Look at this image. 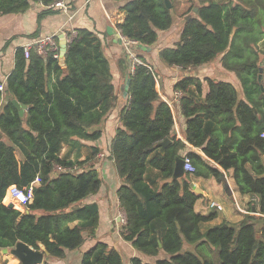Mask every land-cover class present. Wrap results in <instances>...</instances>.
<instances>
[{
    "label": "trees",
    "instance_id": "1",
    "mask_svg": "<svg viewBox=\"0 0 264 264\" xmlns=\"http://www.w3.org/2000/svg\"><path fill=\"white\" fill-rule=\"evenodd\" d=\"M34 1L46 7L40 21L53 12L49 5L60 0ZM113 1L126 13L118 24L122 35L139 47L160 46V34L174 27L173 0L171 7L166 0ZM202 1L198 11L192 6L193 13L184 17L179 40L169 37L171 45L158 48L166 66L192 68L183 70L175 84L184 92L179 104L186 118L183 138L174 133V107L161 97L159 71L152 61L140 56L143 63L128 74L129 97L120 111L123 126L112 137L110 157L124 180L118 189L126 213L122 236L139 252L155 257L146 261L129 255L131 264H264V48L257 44L264 37V0ZM29 7V0H0V14ZM75 31L65 54L66 71L52 55L33 50L26 58L24 48H18L0 108V130L8 139L0 141V249L25 242L40 250L42 243L50 253L43 264L70 263L69 255L75 256L88 230L99 224V204L86 199L101 189L102 178L94 164L84 165L100 149L92 146L85 160L63 158L60 152L63 142L100 139L102 131L91 129L103 122L117 99L101 38L89 29ZM218 58L226 77L230 72L238 77L242 92L229 80L194 72ZM53 73L58 75L50 86ZM14 98L28 105L26 117L12 103ZM168 138L171 142L161 152L159 144ZM188 145L201 153L187 150ZM186 155L196 171L174 179L176 158ZM148 161L161 171L158 190L145 181ZM57 164L78 170L57 172ZM231 170L237 190L251 195L250 206L241 221L225 219L203 231L202 224L217 213L196 211L202 195L190 186L192 175L218 179ZM37 177L41 182L34 186L27 211L13 208L20 205L5 198L9 187H29ZM125 255L99 243L83 252L80 264H125Z\"/></svg>",
    "mask_w": 264,
    "mask_h": 264
},
{
    "label": "crops",
    "instance_id": "2",
    "mask_svg": "<svg viewBox=\"0 0 264 264\" xmlns=\"http://www.w3.org/2000/svg\"><path fill=\"white\" fill-rule=\"evenodd\" d=\"M29 1L30 7L25 12L0 14V79L2 80V83H4V85L6 84L8 76L15 69V58L18 48L24 47L29 41L36 37L49 34L55 35L61 43L62 33L67 34V32H70L74 29L85 28L91 30L96 36L101 38L104 46L103 49L111 63L113 84L115 86V92L117 93L115 105L110 109L103 122L91 129V131L96 129H100L102 131V136L100 139L96 141L80 139L76 144L72 145L67 142L62 143L60 156L72 160H85L91 156L92 146H96L100 149L95 160L89 161L84 165L87 167L88 165L90 166L91 164H94L99 170L100 176L102 178L101 189L94 196H90L86 199V202H97L99 204V224L95 229L88 230L85 243L81 246V248H79V250H77L78 252L75 254V256H79V258H77L74 263L77 262V264H80L81 255L83 252L94 248L99 243H107L109 246L118 249L123 256L125 251L127 255H131V257L140 256L146 261H154L155 257H150L139 252L133 247L131 242L125 240L122 236L126 213L125 209H123L121 206L120 199L118 197V189L121 185H123L124 180L119 175L115 163L110 157L112 137L115 136L117 129L123 126L120 119V111L126 104L129 97V91L126 92L125 89L127 85L126 80L127 77H129L128 74L132 72L134 67V63H132L133 56H131L130 51L128 48H126L124 42L120 41L119 38L121 29L119 28L118 24L125 20L126 13L120 10V3L113 0H62L65 2L66 6H68L67 10L62 8H54L52 13L43 15L39 21L38 16L42 11L45 10L46 7L42 2H37L34 0ZM182 24L183 23H179L175 19L174 27L170 30L163 31L160 34V42L162 41L161 45H171L168 43L170 35H172V33L175 31H179L183 26ZM179 36L180 33H178L177 38L175 39L176 41L178 40ZM160 46H151L148 48L146 47L145 49L137 46V48L134 50V53L135 56L140 60H142L140 56H143L144 58L146 57L148 60L152 61L154 67L159 71L158 86L160 88L161 97L164 101L170 102L173 105L175 112L174 133L183 138L186 129V118L181 113L179 107L180 99H177L175 94V92L179 90L175 89V84L182 76L181 72L183 71V67L179 65L168 67L162 63L158 56V48ZM137 49L139 52H137ZM60 53L61 57L57 63H59L63 70L66 71L68 69L65 61L66 52L64 53L62 50ZM57 75V73L52 74L50 86L55 84ZM198 76L202 78L201 75ZM206 76L212 75L206 74L203 77ZM228 76L226 78L221 77L218 79L229 80L233 82L238 89H240V83L238 80H236V75L230 72ZM194 88L195 87L192 89ZM207 90L208 86L205 83L204 92ZM1 92L0 108L7 99L4 90ZM27 110L25 111L23 117H26ZM2 134L1 140L8 141L5 133L2 132ZM20 150L21 153H24L23 148H20ZM187 150H193L201 153V148L191 147L189 145ZM225 175H227V173H225L224 176ZM229 175L230 177H228V175L226 176V183L228 182L231 192L229 193L226 191L225 187L223 191L228 193L231 198V211H226V214L223 216L218 215V212L223 210H217L216 208L211 207L210 202H219L218 200L224 198V195L220 194L217 188V191H215L213 188L214 185L207 183L208 180L205 179V177H198L197 179L193 180V182H195V184L200 186L203 190L201 194L202 197L196 201V211L204 215L213 212L217 213V216L213 220L202 224L203 231L208 228L209 224L217 225L225 219L232 223L239 222L241 219H243L246 213L244 212V215H242L241 210H248L245 207L247 205L249 206L251 195L241 194L237 190V186L233 178V170L229 172ZM223 178L225 179V177ZM145 181L154 190H158L162 184L161 171L153 167L149 161L147 162ZM201 182L206 184V187L209 189V191H211L215 199H210L209 192L203 186H201ZM219 184L222 186V181L219 182ZM6 197L7 194L5 198ZM219 203L223 205L222 202ZM210 207L214 209L213 212L210 211ZM223 207L225 209L224 205ZM77 223H79V220L70 223V225L74 226ZM71 257L72 256L69 255L68 261L71 259ZM124 262L125 264H131V260L130 262H126V259H124Z\"/></svg>",
    "mask_w": 264,
    "mask_h": 264
},
{
    "label": "built area",
    "instance_id": "3",
    "mask_svg": "<svg viewBox=\"0 0 264 264\" xmlns=\"http://www.w3.org/2000/svg\"><path fill=\"white\" fill-rule=\"evenodd\" d=\"M50 8H62L67 10L68 6H66L65 2H63L62 0L57 1V2H53L49 5ZM69 33H71V35H69ZM62 35L64 36V38L66 39V45L68 46V42L72 39V37H74V35H76V31L75 29L67 32L66 33H62ZM120 37L123 39V42L125 44V46L128 48V50L131 53V56H133L132 58H134V65L138 64V63H142V60H140L139 58H137L135 56V53L132 51V49L130 48L133 45H137L138 42L134 41V40H130L127 37H125L124 35H122L120 33ZM61 43L59 42V40L57 39V37L55 35H45V36H40V37H36L34 39H32L31 41H29L23 48H24V53H25V57L26 58H30L31 56V52L33 50H35L38 54L44 56V57H48L49 55H52L54 58L59 59L61 57ZM134 69V67H133ZM4 83H2L0 85V90L3 91L4 90ZM176 94V98L180 99L183 95L184 92L182 90H177L175 92ZM55 169L57 172H61V171H77V166H62L60 164L55 165ZM184 169L186 172L193 174L196 171V167L192 162V159L189 156H185L184 157ZM41 182L40 177H37L29 187H24V188H20L17 185H11L7 191V196L10 197L11 201L14 203V201H16L20 206H24L26 207L28 204H30L33 199H34V186L37 185L38 183ZM210 205L213 208H216L217 210H224L223 205H221L219 202L216 201H211ZM244 212H247V210H241ZM124 222L126 224V217L124 219Z\"/></svg>",
    "mask_w": 264,
    "mask_h": 264
},
{
    "label": "rangeland",
    "instance_id": "4",
    "mask_svg": "<svg viewBox=\"0 0 264 264\" xmlns=\"http://www.w3.org/2000/svg\"><path fill=\"white\" fill-rule=\"evenodd\" d=\"M202 3H204V1H202V0H173V4H174L175 9H176V16H175L176 21H178L179 23H183L184 17L187 14H192L193 13L191 11V7L192 6L197 7L199 4H202ZM179 32H180V30L179 31H175L174 33H172V35H170V37L172 39L171 41H173L175 43L177 42L175 39L177 38V35H178ZM178 40H179V37H178ZM257 44H258V46L260 48H264V37H261V39L258 41ZM135 48H137V46H135V45L131 46V49L135 50ZM132 63H134V58L132 59ZM262 64H264V61L262 62ZM218 68H219V70H218ZM220 68H222V69H220ZM191 69H192L191 67L187 68V69H183L182 68V70H186V71H189V72L192 71ZM193 70H194V72H197L198 75H201L202 77L204 75H206V74H211L213 77L215 76L216 78H221V77H225L226 78V74H227L225 72V68H223V66L221 65V62H220L219 58L216 59L212 63L205 64V65L197 67V68H195ZM232 74H235V73L232 72ZM263 77H264V73H263ZM236 80H238V82L240 83V89H241V92H242V85H241V82L238 79V77L236 78ZM226 176L227 175L224 176L225 179L223 178L221 180L222 181V186L219 184V182H221V181H219V178L217 179V178H215L213 176L205 178V179L208 180L207 183H210L211 185H214L213 188H214L215 191H217L216 190V188H217L218 192H220V194L224 195V198H221L218 201L223 203V205L225 206L226 210L224 209L223 211L218 212L219 216H223L224 214H226V211L227 212L231 211V204H232L231 198H230L228 193L223 191L224 187H225V183L227 181ZM228 177H230L229 174H228ZM197 178H198L197 176L192 175V180H195ZM201 186H203L209 192L210 199H215L214 195H212L211 191H209V189L206 187L205 183H202ZM198 187L201 188L200 186H198ZM244 206H246V205H244ZM249 206H250V203H249ZM249 206L247 205L245 208L248 209ZM13 208L19 209L22 212L27 211L26 207H24V206H19V207L14 206ZM209 209L212 212L214 211V209L211 208V207ZM241 214L244 215V211H241ZM212 226H215V225L209 224L208 227H212ZM188 247L193 248L192 246H189V245H188ZM9 248H12V247H9ZM128 256L129 255H125V259H126L127 262H130V259H129ZM77 258H79V256L72 257L71 260H70V263H67V264H77V262L74 263ZM0 264H20V261H19L18 257H16L14 254H12L10 252L2 253L1 250H0ZM54 264H65V263H64L63 260H54Z\"/></svg>",
    "mask_w": 264,
    "mask_h": 264
},
{
    "label": "water",
    "instance_id": "5",
    "mask_svg": "<svg viewBox=\"0 0 264 264\" xmlns=\"http://www.w3.org/2000/svg\"><path fill=\"white\" fill-rule=\"evenodd\" d=\"M167 2V6L171 7L172 4L170 2V0H166ZM195 11H198V7L195 8ZM120 35V34H119ZM120 41L123 42V39L119 36ZM141 48L145 49L147 46H140ZM63 50V52L65 53L67 51V45H66V39L64 38L63 35H61V51ZM263 71V69L261 70ZM259 80H262V73L259 75ZM127 85H126V92L129 91V86H130V78L127 77ZM12 103L17 107V109L19 110L20 114L22 116H24L25 111L28 109V105L19 102L17 99H12ZM256 111V109H255ZM2 132L0 131V140L2 138ZM171 142V140L168 138L166 140H164L163 142H161L159 144V146L161 147V152H164L165 147ZM186 171L184 169V157L182 156H178L176 158V165H175V169H174V173H173V178L174 179H179L182 178L185 175ZM221 176L219 178V181L222 180ZM190 186L195 190V192L202 194L203 190L201 188H199L195 182H191ZM225 189L226 191H228L229 193L230 191V187L229 184L226 183L225 184ZM10 207H12V205H9ZM14 207V206H13ZM160 246H162V243H160ZM2 253L5 252H10L12 254H14L16 257H18L20 264H43L44 261L46 260V257L50 255V253L48 252V250L46 249V247L40 243V250H36L34 249L32 246L28 245L25 242H18L14 247L9 248V247H5L0 249Z\"/></svg>",
    "mask_w": 264,
    "mask_h": 264
},
{
    "label": "clouds",
    "instance_id": "6",
    "mask_svg": "<svg viewBox=\"0 0 264 264\" xmlns=\"http://www.w3.org/2000/svg\"><path fill=\"white\" fill-rule=\"evenodd\" d=\"M122 34V33H121ZM135 46H138L139 47V44L135 45ZM127 48V47H126ZM131 48V47H130ZM132 51L134 52V50L132 49ZM143 63V62H142ZM133 71V70H132ZM212 207V206H211Z\"/></svg>",
    "mask_w": 264,
    "mask_h": 264
}]
</instances>
